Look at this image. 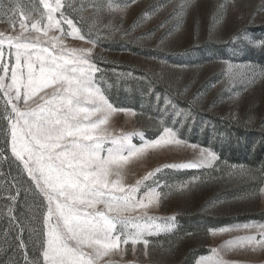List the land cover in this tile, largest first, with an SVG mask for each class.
Here are the masks:
<instances>
[{
  "label": "snow or ice",
  "instance_id": "1",
  "mask_svg": "<svg viewBox=\"0 0 264 264\" xmlns=\"http://www.w3.org/2000/svg\"><path fill=\"white\" fill-rule=\"evenodd\" d=\"M187 6L185 2L179 10L183 12ZM219 7L226 9L227 3ZM8 9L13 13L11 31L0 32V135L4 137L0 168L3 164L9 168L7 173L0 170V179L11 177L10 182L5 181L9 186L6 211L0 210L9 225L3 230L5 237L18 230L12 240L22 253L23 264H137L136 260H125L129 251L135 256L137 246L143 245L147 256L148 237L175 228L174 216L157 222L160 218L151 215V210L159 208L171 192L190 189L197 179L162 186L158 178L161 167L214 168L219 157L211 149L189 144L177 130L164 126L163 120L159 135L151 140L144 139L143 132H117L113 127L115 115L135 117L136 112L114 106L106 95L102 69L94 59L99 39L93 36L99 37L102 31L105 37L119 33L121 28L113 23V17L123 14L126 7L115 0L88 4L39 0L27 9L16 5L18 19L13 5ZM73 13L80 14L79 20ZM67 37L90 46L70 47ZM244 38L253 48L264 51V37ZM226 64L225 75L232 82L255 72L250 64ZM252 120L249 116L245 123ZM134 135L141 137L140 145L132 142ZM184 148L193 150V159L162 165L134 183L128 182L135 163L153 153ZM231 167L242 178L253 181L264 174V163L259 169ZM21 193L30 195L35 206L32 219L36 226L30 232L35 236L36 252L32 255L23 238L25 226L15 214ZM257 194L264 196V187L246 194V198ZM209 232L213 236L244 233L225 241L222 248L264 251V223L249 222ZM129 245L130 249L126 247ZM211 253L197 264H225L219 249L213 248Z\"/></svg>",
  "mask_w": 264,
  "mask_h": 264
},
{
  "label": "rangeland",
  "instance_id": "2",
  "mask_svg": "<svg viewBox=\"0 0 264 264\" xmlns=\"http://www.w3.org/2000/svg\"><path fill=\"white\" fill-rule=\"evenodd\" d=\"M38 2L0 0V32L11 31L13 13L9 4L15 11L16 5L27 9ZM76 2L88 4L93 0ZM185 2L188 6L181 12L180 5ZM115 3L126 7L123 14L113 17V23L121 31L107 37L103 31L99 37L93 36L99 39L94 59L102 69L101 83L110 102L119 108L133 109L136 116L119 113L112 119L113 127L117 132H143L144 139L151 140L159 135L163 120L164 126L177 130L189 144L211 149L219 157L214 168L161 167L193 159V150L184 148L153 153L131 166L129 183L158 167L162 186L197 179L190 189L171 192L159 208L151 210V215L160 218L157 222L174 216L175 228L149 236L147 256L143 245H138L136 255L129 251L125 260H136L137 264H197L201 257L210 256L211 249L217 248L225 264H264V251L221 247L225 241L244 233L213 236L209 232L249 222L264 223V196L246 198V194L264 187V174L253 181L242 178L231 167L259 169L264 163L261 127L264 51L253 48L244 38L264 37V10H261L264 0H115ZM223 3H227L226 9L219 7ZM73 15L79 20L80 14ZM18 16L15 11V18ZM104 19L105 22L109 19L107 14ZM84 31L87 32L86 27ZM66 44L90 46L71 37L66 38ZM226 62L250 64L255 72L248 73L243 80L229 81L225 75ZM249 116L253 117L252 123L246 124ZM131 139L136 145L143 142L138 135ZM3 144L4 137L0 135V148ZM0 170L7 173L9 168L3 164ZM12 175H16L14 167ZM6 180L10 182L11 177L0 179V210L4 211L9 192ZM162 190L169 191L166 187ZM11 192L15 194V189ZM34 211L31 196L21 193L15 214L25 226L23 238L30 255L36 252L35 236L30 232L36 226L32 219ZM7 227V219L0 216V264H14L16 260L23 264L22 253L12 240L18 230L6 238L3 230ZM126 247L130 249V245Z\"/></svg>",
  "mask_w": 264,
  "mask_h": 264
}]
</instances>
